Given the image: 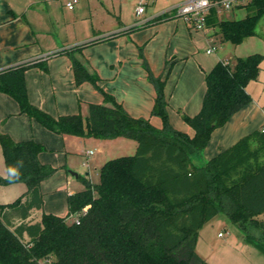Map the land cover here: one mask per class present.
I'll list each match as a JSON object with an SVG mask.
<instances>
[{"label":"trees","instance_id":"trees-1","mask_svg":"<svg viewBox=\"0 0 264 264\" xmlns=\"http://www.w3.org/2000/svg\"><path fill=\"white\" fill-rule=\"evenodd\" d=\"M239 6L250 12L241 18H219L211 9L206 21L217 28L221 41L233 45L255 35L264 15V0ZM263 58L264 54L254 52L219 60L205 73L200 109L194 115L181 114L193 129L192 136L169 123L163 92L168 70L163 78L154 76L145 62L155 87L151 113L160 117L159 128L147 118L130 115L98 86L99 77L74 57L75 83L89 81L103 94L102 103H88L85 117L80 113L53 117L30 103L25 71L43 68L41 60L30 58L0 70V91L16 100L20 112L46 128L136 142L134 154L108 159L100 166L96 183L83 177L84 188L67 195L65 216L43 213L39 221L28 222L24 219L29 210L42 207L41 182L54 168L38 160L41 143L15 141L0 133L6 167L0 184L26 185L13 202L0 204V264H208L195 246L202 225L218 212L225 213L245 239L264 252V219L259 217L264 213V127L242 136L201 166L191 158L215 128L251 100L246 85L257 78ZM21 160L20 177L6 179L8 168ZM12 214L23 220L13 223Z\"/></svg>","mask_w":264,"mask_h":264},{"label":"crops","instance_id":"crops-1","mask_svg":"<svg viewBox=\"0 0 264 264\" xmlns=\"http://www.w3.org/2000/svg\"><path fill=\"white\" fill-rule=\"evenodd\" d=\"M67 1L0 0V70L30 58L42 57L43 68L32 66L25 71L27 96L31 104L53 117L74 113L85 117L89 102H103L102 92L91 82L75 83L74 57L90 74L99 77L98 86L121 103L130 115L147 118L155 127H161L160 117L151 113L155 87L148 77L145 62L154 76L163 78L168 70L163 92L169 123L174 129L192 136L194 131L183 121L181 114L194 115L200 109L205 73L219 60L254 53L247 48L248 44L254 43L249 40L254 35L230 48L223 41L219 53L212 54L217 48L207 52L212 48L208 43L217 37V28L207 25L204 30H195L175 15V7L184 0H132V19L125 15V0H76L72 8L67 7ZM140 1L144 4L141 18L145 23L134 26V9ZM223 12L217 16L229 18L223 17ZM258 23L255 37L261 40L262 33L258 35L256 31ZM116 32L118 34L102 39ZM92 39L99 41L85 44ZM203 43L208 45L202 53ZM246 90L251 100L212 131L206 145L191 156L195 165H203L242 136L264 127L262 61L257 78L247 83ZM0 133L15 141L32 139L41 143L43 150L39 152L38 160L54 168V172L41 182L42 207L29 210L24 219L28 222L39 221L43 213L65 216L67 195L84 188L83 177L96 183L99 168L111 156L109 154L123 145L131 147L129 139L121 136L98 138L52 131L20 112L16 100L2 91ZM0 175H6L1 149ZM25 191L24 182L0 184V204L13 202ZM259 217L264 219V213ZM10 220L18 224L23 218L12 214ZM211 220L199 230L196 252L208 264H228L216 256L222 248L214 249L203 230ZM23 236L28 239L27 234ZM200 238L206 247L198 244ZM246 241L236 238L237 253L251 249L249 246L256 247ZM249 252L255 253L253 250ZM253 256L255 260H261L257 254Z\"/></svg>","mask_w":264,"mask_h":264},{"label":"rangeland","instance_id":"rangeland-1","mask_svg":"<svg viewBox=\"0 0 264 264\" xmlns=\"http://www.w3.org/2000/svg\"><path fill=\"white\" fill-rule=\"evenodd\" d=\"M133 3L132 0H125L123 7L125 9L126 12V17L127 18H131V8H133ZM249 9H247L244 6L241 7H236L232 10L229 11H225L223 12V17H229V18H241L243 16H245L247 13H249ZM134 21V19H133ZM258 27L256 28L257 34L263 37V39H258V37H255V35L253 37H251L249 40L253 41V44H248V49H251L250 51H254V52H261L264 53V15H262L258 21ZM220 34L217 32V37L214 38V42H209L208 44L211 45L213 48V50L215 48L216 51L212 52V54L215 53H219V51H221L222 49L219 48L223 41H221L220 38ZM225 42V41H224ZM248 42V41H245ZM208 44L203 43L202 47L200 48V52H204L203 50L207 47ZM227 47L230 48V46H233L232 43L226 41L225 44ZM263 64H264V58L262 60ZM129 138H127L128 140ZM129 142H131V147H128V145H123V148L117 147L112 154H109L111 156H108V159L117 157V156H121V155H132L135 153L136 148H135V144L136 142L132 139H129ZM204 232L207 234L208 238L210 239V241L213 243L212 247H214V249L216 248H222L219 249V251L217 252L216 256L221 258L222 263H224L225 261L228 262V264H264V252L261 251L260 249H258V247H248L251 249L246 250L245 252H240L237 253L236 249L237 246L235 245L236 242V238L241 239L242 241H245V237L242 233V231L235 225L233 224L228 217L226 216L225 213L223 212H218L216 214V216L214 217V219H212L209 223H207V225H205L204 227ZM206 230V231H205ZM217 232H221L223 234L222 237H219L217 235ZM201 245L204 244L206 247V244L202 242V239H198ZM213 240V241H212ZM247 242V241H246ZM250 243V242H249ZM196 250V248H195ZM235 250V251H234ZM239 251H241L238 248ZM243 250V249H242ZM249 250H253V252H255L254 254H257V256H259L260 259L255 260L254 258V254H252L251 252H249ZM245 255V256H244ZM254 259V260H253ZM226 264V263H225Z\"/></svg>","mask_w":264,"mask_h":264},{"label":"built area","instance_id":"built-area-1","mask_svg":"<svg viewBox=\"0 0 264 264\" xmlns=\"http://www.w3.org/2000/svg\"><path fill=\"white\" fill-rule=\"evenodd\" d=\"M249 1L250 0H184L175 7L174 14L184 19L193 29L204 30L207 26V15L211 9H214L216 13H221L222 11H229L236 6ZM74 2H76V0L67 1V7L72 8ZM143 12L144 4L140 1L134 9V26H139L145 23L141 18ZM211 50H213V47L207 49V52H210ZM41 58L42 57H36L38 60ZM218 235H222V233L219 232Z\"/></svg>","mask_w":264,"mask_h":264},{"label":"clouds","instance_id":"clouds-1","mask_svg":"<svg viewBox=\"0 0 264 264\" xmlns=\"http://www.w3.org/2000/svg\"><path fill=\"white\" fill-rule=\"evenodd\" d=\"M22 165H23V161L21 160V161H18L16 165L10 166L8 168V174H7L6 179H8L9 181L17 180L21 175L20 169Z\"/></svg>","mask_w":264,"mask_h":264}]
</instances>
